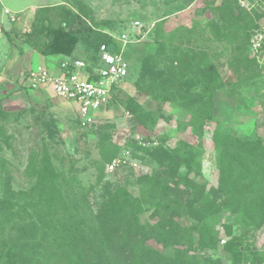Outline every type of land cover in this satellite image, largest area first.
<instances>
[{
    "label": "trees",
    "instance_id": "16d2710c",
    "mask_svg": "<svg viewBox=\"0 0 264 264\" xmlns=\"http://www.w3.org/2000/svg\"><path fill=\"white\" fill-rule=\"evenodd\" d=\"M163 1L171 6L179 0ZM220 1L216 5V0L206 1L202 12L212 11L209 25L215 39L232 44L229 65L237 81L254 80L264 71L259 54L251 48V37L261 28L264 11H249L238 0ZM65 5L66 2L41 6L38 10L41 23L34 33L51 29L54 22L49 13L58 11L62 15L66 12ZM65 14L59 18V25L68 19ZM103 23L114 27L110 22ZM155 31L158 45L142 60L136 90L155 101L188 111L193 132L202 138L206 124L214 117L215 94L226 85L218 61L207 49L190 45V40L167 43L159 26ZM81 36L97 54L102 43L113 50L120 49L101 27L84 28ZM39 39L26 38V41L38 46ZM88 62L92 71L98 56ZM113 90L115 101L119 99L120 85L116 84ZM120 101L148 129H154L161 118V114L145 108L135 96ZM9 117L0 100V264H223L218 258L195 252L217 248L220 232L215 224L222 211L241 217L256 229L264 225L261 138L244 139L220 128L213 131L218 198L207 194L189 173L181 172L182 166H189L201 154L199 147L184 140L173 150L163 144L148 148L134 142L140 151L158 162L159 168L137 177V194L126 185L108 184L103 202L95 205L92 187L83 186L75 176L57 169L46 144L30 153L25 169L30 186L13 187L11 163L4 154V148L12 146L13 136L6 124ZM54 125V121L48 123L50 136L56 131ZM107 127L115 125L97 126L101 136L98 183L105 179V169L118 154L111 135L104 130ZM145 211L150 214L142 222L140 215ZM183 217L194 223L183 225ZM225 228L231 238L225 241L224 249L239 262L240 254L235 249L238 239L232 236L231 225ZM150 241L174 248V252L163 253ZM251 264H264V259L258 258Z\"/></svg>",
    "mask_w": 264,
    "mask_h": 264
},
{
    "label": "rangeland",
    "instance_id": "374dc122",
    "mask_svg": "<svg viewBox=\"0 0 264 264\" xmlns=\"http://www.w3.org/2000/svg\"><path fill=\"white\" fill-rule=\"evenodd\" d=\"M47 1L0 0V100L3 109L10 113L6 124L13 136L12 146L5 147L4 154L11 163L13 187L24 189L30 186L25 174L30 153L46 144L57 169L75 176L83 186L92 187L91 197L97 205L103 202L108 184L113 187L126 185L137 194V177L152 174L159 168L158 162L148 153L140 151L134 142L145 144L148 148L163 144L173 150L184 140L199 147L201 154L189 166H182L181 172L189 173L204 186L207 194L216 197L218 169L213 131L220 128L244 139L261 138L264 142V72L254 80L237 81L229 65L233 57L232 44L228 40L215 39L209 25L212 11L202 12L209 0H179L171 6L163 0ZM59 2H66L64 13L68 19L59 25L58 20L64 13L61 15L52 11L47 15L54 22L53 27L35 34L41 23L39 8ZM220 2L216 0L215 5ZM260 7L264 8V3H260ZM5 9H9L10 13H6ZM136 20L144 24L146 34L140 41L127 46L130 73L120 84L119 99L135 96L145 108L161 114L154 129L139 124L119 99L103 109L92 126L82 128L77 122L76 103L59 98L51 89L29 87L27 73L37 64L53 68L72 58L91 61L97 56L96 49L81 36L84 28L101 27L119 35L123 28H130ZM104 21L114 27L110 28ZM260 24L264 26V18ZM157 26L163 31L164 42L187 43L190 40V45L207 49L218 61L221 78L226 85L215 94L214 117L206 124L202 138L193 132L188 111L171 103L155 101L136 90L135 81L140 75L142 60L158 45ZM38 36L44 41L41 42ZM26 38L32 41L39 39L40 44H30ZM53 121L56 131L50 136L48 123ZM106 124L115 125L104 130L111 135L113 146L118 150L117 156L124 162L113 171L107 167L105 179L98 183L101 136L97 126ZM149 214L150 211H145L140 220L147 221ZM181 223L191 226L194 221L183 217ZM226 225H231L232 236L238 239L235 249L240 254L239 262H235L234 257L224 249L225 241L231 238L226 235ZM215 226L220 232L217 248L196 249V254L218 258L223 264H251L258 258L264 259V225L256 229L241 217L222 211L216 218ZM150 244L163 253L174 252V248L163 247L154 241Z\"/></svg>",
    "mask_w": 264,
    "mask_h": 264
},
{
    "label": "built area",
    "instance_id": "2783aa9c",
    "mask_svg": "<svg viewBox=\"0 0 264 264\" xmlns=\"http://www.w3.org/2000/svg\"><path fill=\"white\" fill-rule=\"evenodd\" d=\"M239 4L249 11H264L260 3L264 0H238ZM10 13L9 9H5ZM15 20V17L12 16ZM144 24L136 20L133 25L123 28L119 35L107 31L119 45V50H113L107 43H102L98 49V62L91 66L88 61L72 58L61 62L55 69L44 64H37L27 73V82L33 89L48 88L59 98L77 104V120L80 127H90L96 122L97 115L108 108L114 101V86L120 85L130 73V60L126 57L129 43L140 41L146 32ZM251 48L257 52L258 60L264 71V26L255 30L251 37ZM145 145V144H144ZM124 160L115 157L108 169L113 171L123 164Z\"/></svg>",
    "mask_w": 264,
    "mask_h": 264
},
{
    "label": "crops",
    "instance_id": "0c3cea01",
    "mask_svg": "<svg viewBox=\"0 0 264 264\" xmlns=\"http://www.w3.org/2000/svg\"><path fill=\"white\" fill-rule=\"evenodd\" d=\"M47 1V0H46ZM48 2V1H47ZM59 3H62V2H59ZM59 3H57V4H59ZM57 4H54V5H57ZM15 17V16H14ZM49 68H52L51 66H48ZM52 69H55L56 71L58 70L57 69V66L56 67H53Z\"/></svg>",
    "mask_w": 264,
    "mask_h": 264
}]
</instances>
